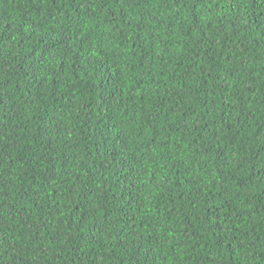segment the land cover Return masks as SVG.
Returning <instances> with one entry per match:
<instances>
[{"label":"trees","instance_id":"trees-1","mask_svg":"<svg viewBox=\"0 0 264 264\" xmlns=\"http://www.w3.org/2000/svg\"><path fill=\"white\" fill-rule=\"evenodd\" d=\"M0 264H264V0H0Z\"/></svg>","mask_w":264,"mask_h":264}]
</instances>
